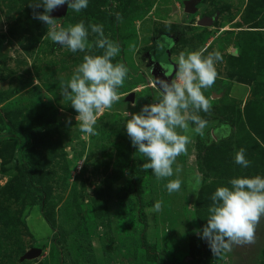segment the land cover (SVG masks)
Wrapping results in <instances>:
<instances>
[{
	"label": "rangeland",
	"instance_id": "obj_1",
	"mask_svg": "<svg viewBox=\"0 0 264 264\" xmlns=\"http://www.w3.org/2000/svg\"><path fill=\"white\" fill-rule=\"evenodd\" d=\"M187 1L89 0L83 15L56 19L58 27L81 20L87 27L100 24L90 8L105 14L110 7L121 17L104 34L119 43L113 62L126 64L128 78L121 100L98 116L97 134L89 136L60 95V81L70 79L86 53L57 47L46 24L36 26L32 0H0V264H264V220L254 244L220 256L198 235L218 186L264 176V0H200L190 14ZM205 18L213 20L198 25ZM88 39H96L90 28ZM157 45L162 60L171 53L170 74L184 50H219L224 62L205 90L212 103L211 115L201 113L209 121L205 135L192 134L187 154L177 158L181 190L169 194L167 180L145 171L140 204L125 168L137 174L138 161L146 160L127 136L124 112L153 102L151 82L163 64H148L154 61L148 53ZM37 128L44 135L34 147L29 132ZM241 147L248 168L234 162ZM29 162L41 164L42 178L36 191L16 194L19 166ZM157 200L163 210L147 213ZM34 248L41 253L22 259Z\"/></svg>",
	"mask_w": 264,
	"mask_h": 264
},
{
	"label": "clouds",
	"instance_id": "obj_2",
	"mask_svg": "<svg viewBox=\"0 0 264 264\" xmlns=\"http://www.w3.org/2000/svg\"><path fill=\"white\" fill-rule=\"evenodd\" d=\"M88 3L89 0H32L29 7L33 9V18L46 24L47 36L55 44L67 47L72 53H86L70 79L60 81V95L70 101L77 113L75 120L80 131L92 136L97 134L98 116L121 100L119 89L128 78L129 68L123 62H113L121 47L105 36L103 25L86 27L81 20L67 28L58 27L52 15L54 11L67 5L80 13ZM117 19H121L119 14ZM89 28L96 35L94 43L89 42ZM93 49L102 52L95 54ZM223 62L224 56L219 50L179 52L175 78L169 80L170 73L155 76L151 82L155 90L153 102L141 105L137 112H124L127 136L136 152L146 160L142 168L151 170L157 181L167 180L165 187L169 194L181 190L182 165L177 158L187 154L193 142L192 134L203 137L208 128L209 121L201 113L211 115L212 103L205 90L215 84L219 75L217 66ZM131 107L135 108L136 104ZM234 162L242 168L251 166L243 147L235 152ZM173 176L176 178L168 179ZM201 183L198 176L197 190ZM210 199L208 218L198 235L207 242L213 255L220 256L234 246L256 242L257 229L264 220V176L231 178L226 185L218 186ZM162 210L163 201L157 200L146 212Z\"/></svg>",
	"mask_w": 264,
	"mask_h": 264
},
{
	"label": "trees",
	"instance_id": "obj_3",
	"mask_svg": "<svg viewBox=\"0 0 264 264\" xmlns=\"http://www.w3.org/2000/svg\"><path fill=\"white\" fill-rule=\"evenodd\" d=\"M118 1H123L126 3H129V0H118ZM111 12L102 14V12L90 8L91 13H90V17H92L94 20H96L97 22H99L101 25H103V30L104 32L106 31H112L114 32V28L115 25L117 23V13L115 12V10L110 7ZM70 13H76L74 12L72 9L69 8L67 15ZM79 15H83V13H76ZM36 26L38 28H42V22L38 21L36 22ZM96 52L101 53L102 50L99 49H94ZM44 135V131L41 128H37L35 130H31L29 132V138L32 142V146H36L39 144V142L41 141L42 137ZM142 164L143 161L139 160L138 164L136 166V170H137V174H133V169L130 166H126L125 171L127 176L130 178V182L131 180L134 181L133 184V194L135 199L141 204L142 203V193H143V189H142V181H143V176H144V172L145 170L142 168ZM40 166L41 164H37L34 162H29L27 164H22L19 166V172H20V176L21 178H19V180L17 179V182L15 184V186L13 187V192L16 194H22L25 192H31L32 190H35V185L36 183H39L42 177L41 175H39L40 172ZM263 167H264V163H263ZM41 178H40V177ZM40 190H37V192H39ZM129 191V189H128ZM40 196V195H39ZM41 197V196H40ZM125 197H127V194L125 195ZM122 200V198H121ZM33 202L37 203V200L35 198H33ZM144 218V215H143Z\"/></svg>",
	"mask_w": 264,
	"mask_h": 264
},
{
	"label": "water",
	"instance_id": "obj_4",
	"mask_svg": "<svg viewBox=\"0 0 264 264\" xmlns=\"http://www.w3.org/2000/svg\"><path fill=\"white\" fill-rule=\"evenodd\" d=\"M200 2V0H189L185 3V8H184V11L188 14L190 13H194L196 10H195V6L196 4ZM67 11H68V7L67 5H64L62 6L61 8L57 9L56 11H54L52 13V15L58 19L62 16H66L67 14ZM213 18H205V19H202L198 22V25L200 26H208L211 22H212ZM57 47H59V45H57ZM162 65V64H161ZM164 65V64H163ZM169 65L170 67L172 66V64H167ZM175 67V66H174ZM173 68V67H172ZM164 67L160 66V70H163ZM175 70V68H174ZM173 70V71H174ZM171 72V74L169 75L168 79L170 80L172 78V75L174 74V72ZM132 97V96H131ZM41 253V250L40 249H31L29 250L28 252H26L24 254V256L22 257V259H31V258H34L36 256H38L39 254Z\"/></svg>",
	"mask_w": 264,
	"mask_h": 264
},
{
	"label": "flooded vegetation",
	"instance_id": "obj_5",
	"mask_svg": "<svg viewBox=\"0 0 264 264\" xmlns=\"http://www.w3.org/2000/svg\"><path fill=\"white\" fill-rule=\"evenodd\" d=\"M165 38L166 40L168 41H172V39L165 35ZM157 47L158 45L153 48L151 51H149L150 53H148L150 56L153 54V58H154V61L150 59V61H148V64H164L162 67H164V70H158L156 71V76H163L165 73H168V67H167V64H170L171 62V53L168 51L166 54H165V57H164V60H162V56L163 54L160 53L159 50H157ZM172 68V67H170ZM170 70V69H169Z\"/></svg>",
	"mask_w": 264,
	"mask_h": 264
}]
</instances>
